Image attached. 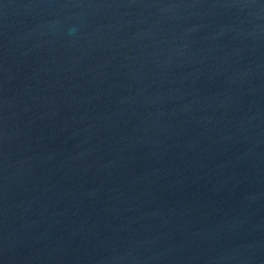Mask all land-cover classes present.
<instances>
[{
    "label": "water",
    "instance_id": "95a60500",
    "mask_svg": "<svg viewBox=\"0 0 264 264\" xmlns=\"http://www.w3.org/2000/svg\"><path fill=\"white\" fill-rule=\"evenodd\" d=\"M0 264H264V0H0Z\"/></svg>",
    "mask_w": 264,
    "mask_h": 264
}]
</instances>
